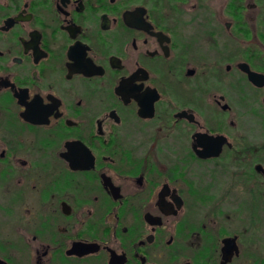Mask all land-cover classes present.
I'll return each instance as SVG.
<instances>
[{
	"label": "flooded vegetation",
	"instance_id": "af4514ba",
	"mask_svg": "<svg viewBox=\"0 0 264 264\" xmlns=\"http://www.w3.org/2000/svg\"><path fill=\"white\" fill-rule=\"evenodd\" d=\"M0 264H264V0H0Z\"/></svg>",
	"mask_w": 264,
	"mask_h": 264
}]
</instances>
